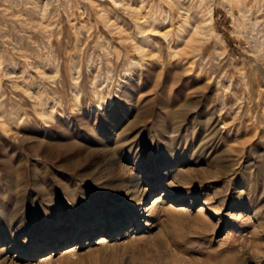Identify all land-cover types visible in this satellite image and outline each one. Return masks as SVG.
<instances>
[{
  "label": "rangeland",
  "instance_id": "obj_1",
  "mask_svg": "<svg viewBox=\"0 0 264 264\" xmlns=\"http://www.w3.org/2000/svg\"><path fill=\"white\" fill-rule=\"evenodd\" d=\"M0 264H264V0H0Z\"/></svg>",
  "mask_w": 264,
  "mask_h": 264
},
{
  "label": "bare ground",
  "instance_id": "obj_2",
  "mask_svg": "<svg viewBox=\"0 0 264 264\" xmlns=\"http://www.w3.org/2000/svg\"><path fill=\"white\" fill-rule=\"evenodd\" d=\"M128 182H129V187L132 190V193L136 194L140 188V183H141L140 179H138V178L136 179V177H135V178H131Z\"/></svg>",
  "mask_w": 264,
  "mask_h": 264
}]
</instances>
